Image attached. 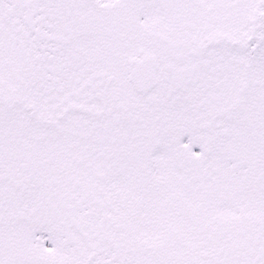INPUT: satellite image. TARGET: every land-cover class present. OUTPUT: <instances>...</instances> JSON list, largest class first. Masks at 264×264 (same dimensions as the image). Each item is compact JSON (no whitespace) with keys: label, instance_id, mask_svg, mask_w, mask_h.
I'll return each mask as SVG.
<instances>
[{"label":"snow or ice","instance_id":"obj_1","mask_svg":"<svg viewBox=\"0 0 264 264\" xmlns=\"http://www.w3.org/2000/svg\"><path fill=\"white\" fill-rule=\"evenodd\" d=\"M0 264H264V0H0Z\"/></svg>","mask_w":264,"mask_h":264}]
</instances>
